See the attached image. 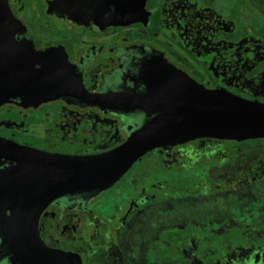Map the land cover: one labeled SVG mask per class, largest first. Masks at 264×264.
Segmentation results:
<instances>
[{
	"label": "flooded vegetation",
	"instance_id": "obj_1",
	"mask_svg": "<svg viewBox=\"0 0 264 264\" xmlns=\"http://www.w3.org/2000/svg\"><path fill=\"white\" fill-rule=\"evenodd\" d=\"M227 95L264 106V0H0V264L9 218L82 264H264V136L166 142L66 190L68 163Z\"/></svg>",
	"mask_w": 264,
	"mask_h": 264
},
{
	"label": "water",
	"instance_id": "obj_2",
	"mask_svg": "<svg viewBox=\"0 0 264 264\" xmlns=\"http://www.w3.org/2000/svg\"><path fill=\"white\" fill-rule=\"evenodd\" d=\"M215 101L218 106L186 104L183 108H174L173 124L155 125L153 132L142 138L138 136L115 154L68 163L66 190L105 188L118 180L145 152L166 142L178 144L198 136H264V106L228 95ZM4 236L19 264H82L74 254L50 249L39 236L37 221L9 218L4 221Z\"/></svg>",
	"mask_w": 264,
	"mask_h": 264
}]
</instances>
